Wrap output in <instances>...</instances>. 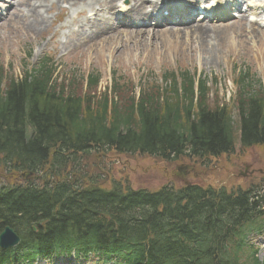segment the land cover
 Masks as SVG:
<instances>
[{"label":"trees","instance_id":"obj_1","mask_svg":"<svg viewBox=\"0 0 264 264\" xmlns=\"http://www.w3.org/2000/svg\"><path fill=\"white\" fill-rule=\"evenodd\" d=\"M55 72L48 57L21 79L0 68V177L35 178L0 183V231L22 239L20 251H0V264L72 251L105 262L121 254L124 264H264L247 242L264 233V190H134L121 181L105 189L103 168L91 162L110 152L166 163L232 154V110L212 105L203 81L169 73L133 94L115 80L97 97L98 76L82 94ZM249 79L240 75L233 99L246 148L264 145V85L254 90Z\"/></svg>","mask_w":264,"mask_h":264},{"label":"rangeland","instance_id":"obj_2","mask_svg":"<svg viewBox=\"0 0 264 264\" xmlns=\"http://www.w3.org/2000/svg\"><path fill=\"white\" fill-rule=\"evenodd\" d=\"M145 1V6L150 7L151 0ZM103 3L108 2L104 0ZM122 3L128 8L134 5L130 1ZM70 5L68 1L57 0L47 5L43 11L47 27L36 33L22 27L16 18L17 14L27 16V10H12L14 5L11 1L0 0V14L4 15L0 16L4 17L0 19V68L6 75L21 79L26 71H31L48 57L56 68L58 83L69 85L72 79H76L82 94L87 92L88 78L98 76L100 83L93 93L100 97L110 94L115 79L127 86V93L139 94L141 90L154 86V81L162 85V76L169 71L179 73L188 70L192 75L206 78L212 105L213 102L227 103L229 107L233 104V108L240 74L248 71L254 83L264 81V29L261 28V34L257 30L255 37L252 33L245 34V25H250L251 18L256 19L253 14L250 19L247 18V23L239 21L240 17L213 23L211 27L233 29V34L227 35V40L222 39L221 47L212 52L201 48L213 42L207 32L201 41L202 37L194 33H189V37L182 36V39L176 33L163 30H154L153 34L151 30H146L149 35H143L141 32L144 29L135 26L113 28L102 35L98 24L88 20L94 18V14H89L92 9L84 10V6L70 9ZM121 6V1L116 0L98 19L107 20L112 25L113 13L116 11L117 14ZM6 13L9 16L5 17ZM91 23L94 24L90 26ZM96 32L97 35H94ZM258 89L255 85L254 90ZM238 136L237 133L236 140ZM91 162L103 168L105 189H110L114 181L128 182L134 189L148 190H158L167 185L183 188L191 184L215 190L225 188L228 192L239 187L264 188V147L241 149L238 141L234 154L204 163L195 159L166 163L146 157L121 156L114 152ZM109 170L112 178L107 176ZM5 179L15 184V179ZM253 243L259 252V259L264 261V235L256 237ZM36 264L96 262L93 258L76 261L71 257L69 261L61 259L55 263L39 261Z\"/></svg>","mask_w":264,"mask_h":264},{"label":"bare ground","instance_id":"obj_3","mask_svg":"<svg viewBox=\"0 0 264 264\" xmlns=\"http://www.w3.org/2000/svg\"><path fill=\"white\" fill-rule=\"evenodd\" d=\"M56 0H15L12 1L13 2V7L12 10L15 8H22L25 10H27V16L24 15H16V18L18 19V21L20 22V24H22L21 26H25L26 29L30 32H36L38 33L39 31H41L44 27H47V20L43 15V11L46 9L45 7H47V5H49L50 3H54ZM66 2L68 1L70 5V9H72L73 7L76 9L78 6H84L82 8H84V10H88V9H95L96 7H100L102 9H110L111 6L113 5L114 2H116V0H106L108 3L104 4V0H57V2ZM130 2H133L134 5L130 10V15L133 19L137 18V19H143V20H148L150 18V14L147 12L146 10V6H145V1L144 0H128ZM146 7V8H145ZM22 12H24L23 10H20ZM21 12V13H22ZM7 16V15H6ZM9 16V13H8ZM241 21L246 22L247 20L242 18ZM96 22V23H95ZM95 24H98V28H99V33L106 34L108 32H110L113 27L112 25L107 22H103L101 20L98 19V15L96 17V19L94 20ZM94 23H91L90 26H92ZM203 23H192V24H186L180 27L183 28H176V27H171L169 29H165L163 30L164 32L168 31V33H172V34H177V36H180L179 38L182 39L183 37H189L188 34L189 33H194L198 36H204V33L207 32L209 35V38L213 41L211 45L206 44L204 47H201L203 50L207 51L208 49H210L212 52L218 50L221 47V44L224 42L222 41V39H226L229 37H226L227 35H232V31L233 29H229V28H222L221 27H204L202 25ZM170 25H172V22L170 23ZM255 25H259V24H250L248 26L245 25V34H250L252 33L253 36L255 37L256 32H258L255 28ZM187 27V28H185ZM190 27V28H188ZM244 27V26H243ZM260 27H263L262 25H260ZM229 29V30H228ZM92 32V29H91ZM219 32H222L221 34H219ZM231 32V33H229ZM261 30H259V33L261 34ZM143 35H149L148 32L146 31H142L141 32ZM154 33V32H153ZM229 33V34H228ZM160 34V33H159ZM97 35V32L96 34ZM226 37V38H225ZM205 37L200 38L204 39ZM227 40V39H226ZM202 42H207V41H202ZM201 42V43H202ZM217 43V45H215ZM68 45V44H67Z\"/></svg>","mask_w":264,"mask_h":264},{"label":"water","instance_id":"obj_4","mask_svg":"<svg viewBox=\"0 0 264 264\" xmlns=\"http://www.w3.org/2000/svg\"><path fill=\"white\" fill-rule=\"evenodd\" d=\"M6 238H8V239L11 238V241L10 242H6L9 245L17 244L18 241H19V239L14 235L13 231L10 230L9 228H7L5 230V232L2 234V236L0 238L1 239V242L3 243L4 239H6Z\"/></svg>","mask_w":264,"mask_h":264}]
</instances>
